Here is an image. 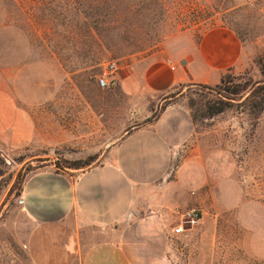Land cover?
I'll use <instances>...</instances> for the list:
<instances>
[{"label": "rangeland", "instance_id": "obj_1", "mask_svg": "<svg viewBox=\"0 0 264 264\" xmlns=\"http://www.w3.org/2000/svg\"><path fill=\"white\" fill-rule=\"evenodd\" d=\"M218 26L233 30L242 48L239 62L221 75L228 82L223 84L261 80L264 0H0V87L33 128L60 139L49 150L0 151L1 246L7 241V248L0 246V264H23L25 257L34 264L41 252L45 264H59V245L68 242L66 228H41L26 218L21 194L12 189L17 174L26 178L48 159L70 173L82 169L62 167L66 161L98 154L93 165L99 164L130 128L129 117L139 115L132 116L136 104L117 92L118 84L98 85L107 63L117 65L118 75L140 74L152 61L185 54ZM219 83L181 85L149 106L158 112L164 103L182 104L194 126L173 162L165 204L140 215H154L163 226L164 243L148 244L162 250V264H264V109L252 113L243 103L245 91L224 111L193 119L190 99L208 91L210 98L221 97ZM192 208L200 214L194 226L183 222ZM37 235L39 243H28L26 252L19 248L17 243ZM80 235L88 243L95 239L92 232ZM52 237L57 243H46Z\"/></svg>", "mask_w": 264, "mask_h": 264}, {"label": "crops", "instance_id": "obj_2", "mask_svg": "<svg viewBox=\"0 0 264 264\" xmlns=\"http://www.w3.org/2000/svg\"><path fill=\"white\" fill-rule=\"evenodd\" d=\"M241 51L235 32L218 26L203 32L185 54L152 61L140 74L119 73L117 92L136 104L132 116L139 113L126 122L129 132L106 149L99 164L85 170L59 171L53 159H48L26 176L20 198L26 218L41 228L55 226L59 232L66 228L68 242L59 245L64 249L57 257L59 264L67 259L66 264L165 262L162 250L148 245L164 243L162 224L154 215H140L149 206L165 204L173 162L180 158L194 126L188 110L178 103L169 104L157 119L145 122L150 117L149 106L181 85L216 84L239 62ZM133 120L139 124L131 126ZM41 133L0 87V151L4 146L43 151L60 144L59 134L49 140ZM82 232L94 233L95 239L83 241ZM38 238L17 244L26 252L28 243H39ZM46 243L57 242L52 237ZM1 247L7 248V241ZM145 247L151 253H141ZM40 255L34 264H45L46 256ZM26 260L23 264H28Z\"/></svg>", "mask_w": 264, "mask_h": 264}, {"label": "trees", "instance_id": "obj_3", "mask_svg": "<svg viewBox=\"0 0 264 264\" xmlns=\"http://www.w3.org/2000/svg\"><path fill=\"white\" fill-rule=\"evenodd\" d=\"M241 78V77H239ZM225 77L220 78V83L217 84L218 87H221V91L223 92V95H220L221 93H218L221 97L218 95L212 98L209 97V91L208 93L199 94V100L195 101L193 99H190L189 106L191 109L196 108V111L194 112L193 119L197 117H212L225 109L229 107V105L232 104L230 100L237 99L241 97V95L248 91V95L245 97L243 103L249 107V110L257 114L261 112L264 109V69H262V79L259 81H254L251 78L244 81V83H234L230 82L231 85H224L223 82ZM228 83V82H226ZM201 88H207V84H198ZM223 97V98H222ZM197 103L198 106H195ZM169 105V103H164L160 110L158 112H155L151 109L152 115L145 121L150 122L159 117V115L165 110V108ZM130 129L126 130V133L129 132ZM98 158V154L90 155L84 160L80 161H74V162H65V165H62L64 168H70V169H82L85 170L93 165V162ZM32 169V168H29ZM25 180V173H22L21 171L17 174L16 180L12 186L13 188L17 189V193L21 194L23 183Z\"/></svg>", "mask_w": 264, "mask_h": 264}, {"label": "built area", "instance_id": "obj_4", "mask_svg": "<svg viewBox=\"0 0 264 264\" xmlns=\"http://www.w3.org/2000/svg\"><path fill=\"white\" fill-rule=\"evenodd\" d=\"M106 72L98 78V85L101 88H110L118 83L119 76H118V68L114 62L107 63ZM106 73L111 74V77H107ZM199 211L196 208L189 209L184 214V221L185 223L189 224L190 226H194L199 222ZM183 230L182 224L175 228V232H180Z\"/></svg>", "mask_w": 264, "mask_h": 264}]
</instances>
